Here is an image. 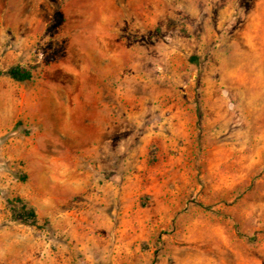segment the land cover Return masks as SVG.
<instances>
[{"label":"rangeland","instance_id":"1","mask_svg":"<svg viewBox=\"0 0 264 264\" xmlns=\"http://www.w3.org/2000/svg\"><path fill=\"white\" fill-rule=\"evenodd\" d=\"M0 264H264V0H0Z\"/></svg>","mask_w":264,"mask_h":264},{"label":"trees","instance_id":"2","mask_svg":"<svg viewBox=\"0 0 264 264\" xmlns=\"http://www.w3.org/2000/svg\"><path fill=\"white\" fill-rule=\"evenodd\" d=\"M193 60V58H191ZM195 59V58H194ZM7 75L10 79L16 82H26L32 79L31 72L26 69H22L19 66L11 67L7 71ZM13 211L17 215V219L19 223L25 225H35L36 224V214L34 210L28 207L23 201H17L16 204L13 205Z\"/></svg>","mask_w":264,"mask_h":264},{"label":"crops","instance_id":"3","mask_svg":"<svg viewBox=\"0 0 264 264\" xmlns=\"http://www.w3.org/2000/svg\"><path fill=\"white\" fill-rule=\"evenodd\" d=\"M108 190V191H107ZM113 189L111 188V185L110 184H105L104 185V187L102 188V190H100V191H102V192H104V196H103V201L105 202V198H106V195H107V197L110 195V191H112ZM106 194V195H105ZM99 197V196H98ZM102 201V200H101ZM122 207H123V210H122V212L124 213V214H126L128 211H127V205L124 203V204H122Z\"/></svg>","mask_w":264,"mask_h":264}]
</instances>
